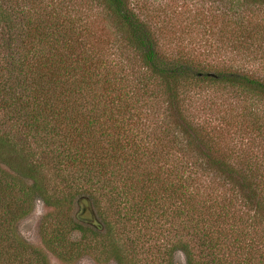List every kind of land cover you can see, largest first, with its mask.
I'll use <instances>...</instances> for the list:
<instances>
[{
	"label": "trees",
	"instance_id": "obj_1",
	"mask_svg": "<svg viewBox=\"0 0 264 264\" xmlns=\"http://www.w3.org/2000/svg\"><path fill=\"white\" fill-rule=\"evenodd\" d=\"M254 63L264 0H0V264H49L37 200L61 258L74 229L116 264H264Z\"/></svg>",
	"mask_w": 264,
	"mask_h": 264
},
{
	"label": "rangeland",
	"instance_id": "obj_2",
	"mask_svg": "<svg viewBox=\"0 0 264 264\" xmlns=\"http://www.w3.org/2000/svg\"><path fill=\"white\" fill-rule=\"evenodd\" d=\"M75 4L77 0H72ZM201 46L202 50L200 52L197 51L196 55L201 59L206 57L203 54L204 46L203 43H199V41L195 42V45H192L191 48ZM179 47H181L179 45ZM200 53V54H199ZM206 55V54H205ZM249 68L258 69L259 71L264 72V67L261 64L254 63L248 66ZM75 209V210H74ZM77 209H79V219L80 220H90L94 225H99L97 218H92L91 215L87 211L81 212L82 205L80 204L79 208H73L71 210H67L69 213H74ZM55 207L44 204L42 201L37 200L34 201L30 210L27 212L23 218L18 223V231L22 237V239L27 240L34 247H38L43 250L46 254L47 260L49 264H116L113 258L107 256L100 249L94 247V245L89 241V238H83L82 233L79 230H70L68 233V241L78 242L80 243V247L78 252H76L72 257H59L57 254L50 250L42 237V232L48 224L49 219L52 221L56 216ZM58 215V214H57ZM44 226V229H43ZM99 227V226H98ZM81 238L83 240H81Z\"/></svg>",
	"mask_w": 264,
	"mask_h": 264
},
{
	"label": "flooded vegetation",
	"instance_id": "obj_3",
	"mask_svg": "<svg viewBox=\"0 0 264 264\" xmlns=\"http://www.w3.org/2000/svg\"><path fill=\"white\" fill-rule=\"evenodd\" d=\"M78 213H79V209H77V210L75 211V216H76V217H78ZM92 218L95 219V216L93 215ZM83 221H88V223H91L90 220H83Z\"/></svg>",
	"mask_w": 264,
	"mask_h": 264
}]
</instances>
